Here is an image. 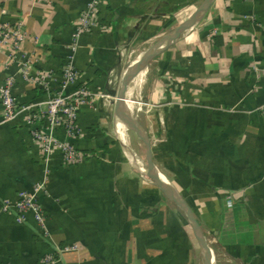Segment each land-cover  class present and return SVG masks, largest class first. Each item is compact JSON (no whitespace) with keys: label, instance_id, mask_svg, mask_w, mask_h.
<instances>
[{"label":"crops","instance_id":"0c3cea01","mask_svg":"<svg viewBox=\"0 0 264 264\" xmlns=\"http://www.w3.org/2000/svg\"><path fill=\"white\" fill-rule=\"evenodd\" d=\"M91 1L0 0L1 21L24 20L22 51L50 73L53 89L69 64L78 79L63 93L85 86L93 94L77 111L81 136L73 143L86 159L76 165L59 153L45 158L24 116L4 120L0 101V264H41L46 254L57 257L54 264H204L185 213L132 166L110 109L131 40L141 39L136 49L150 47L204 0H104L99 26L73 46ZM3 63L2 56L0 84L15 77L20 103L46 98L19 78L17 64ZM125 95L132 114L141 95L157 108L154 141L137 124L152 163L193 212L214 264H264V0H213L194 27L134 74ZM123 131L143 164L128 132L139 137L125 124ZM39 183L43 231L30 213L19 223L1 211Z\"/></svg>","mask_w":264,"mask_h":264},{"label":"built area","instance_id":"2783aa9c","mask_svg":"<svg viewBox=\"0 0 264 264\" xmlns=\"http://www.w3.org/2000/svg\"><path fill=\"white\" fill-rule=\"evenodd\" d=\"M35 3L48 0H31ZM104 0H92L80 13L76 29L72 35L73 46L81 34L99 26L98 11ZM28 39L23 19L13 23L0 20V60L3 56V68L17 64L19 78L30 85L36 86L46 95L42 101L22 104L13 95L15 77L9 76L0 84V101L3 119L8 121L23 115L25 123L31 127V135L41 149L45 158L59 153L66 165H76L85 161L86 156L79 152L73 141L81 136L76 124L79 107L90 103L93 94L85 87H78L71 94L65 95L62 90L76 83L78 74L74 68L66 64L61 73V85L53 89L51 75L36 67V60L22 51V45ZM257 69L255 66L253 67ZM89 157V156H88ZM44 191L42 183L35 185L30 191H21L13 201L1 204L3 213H13L17 222H23L27 214H32L41 230H45V215L38 202V195ZM231 206V200L227 201ZM75 249L65 247L63 251ZM57 257L53 254L43 255L41 264H54Z\"/></svg>","mask_w":264,"mask_h":264},{"label":"water","instance_id":"95a60500","mask_svg":"<svg viewBox=\"0 0 264 264\" xmlns=\"http://www.w3.org/2000/svg\"><path fill=\"white\" fill-rule=\"evenodd\" d=\"M212 2L213 0H204V2L201 4L199 9L190 19L185 21L183 24L178 26L176 29L171 31L169 34H167L161 42H159L154 47H151L149 50H147L139 61L135 62L127 70H125L120 80L119 87L116 93V101L114 105V116L117 120H119V122H121L122 124H125L129 130L134 131L139 137V139L144 143L146 147V158H147L146 176L156 184V186L161 190V192L169 200L171 198L168 195L169 194V188L167 187L168 185L166 186L165 183L160 179V174L159 172H157L156 167L152 163L151 151H150V146H149V141L147 139V136L145 132L135 122L133 114L125 106L123 107V99L125 98V92L134 74H137L142 69L147 68L148 64L155 57L160 55L164 50L170 47L173 44V42H175L182 33L194 27L195 24L200 19V17L208 10ZM167 183L171 185L173 192H175L176 194L174 197L175 204H177L180 207V209L185 213L187 220L189 221V224L192 228V231L197 240L199 248L203 254L204 263L214 264L212 252L202 237L200 226L193 212L187 206L184 200L181 198V196L179 195L177 190L174 188V186L168 181Z\"/></svg>","mask_w":264,"mask_h":264},{"label":"rangeland","instance_id":"374dc122","mask_svg":"<svg viewBox=\"0 0 264 264\" xmlns=\"http://www.w3.org/2000/svg\"><path fill=\"white\" fill-rule=\"evenodd\" d=\"M169 33H167V34H169ZM166 35H164L163 37L161 36V37L157 38L156 40H154L152 42V44L150 45V47H148L147 45H144L143 47H139L138 49H136L135 47L140 44L141 39H136L134 41L131 40V42L129 43V46H131V48H132L131 50H133V52L128 56V58L126 60L127 62L125 61L126 62L125 63V67H126L125 70H127L131 65H133L135 62H137L139 59H141L143 57V55L145 54L146 49L149 50L152 46L154 47L155 44L161 42L165 38ZM135 50H136V52H135ZM143 50L145 52H143ZM140 52H142V55H139ZM137 56H138V59H137ZM133 59H134V61H132ZM118 87L119 86H118V79H117L116 82L114 83V86L112 87V93H110L111 94L110 95V97H111V99H110L111 117H112L113 112H114L113 109H114V104L116 101V93H117ZM134 101L135 102L137 101L138 108H139L138 111L133 112V116L135 117V122L138 123L143 128V130L147 131L149 133L150 139H153V141H154L155 135L157 133V129L155 127L156 126L155 115L158 113L157 108L154 106H146L148 103L145 99V95L137 96V98L134 99ZM112 123H114V118H112ZM112 123H111V126H112ZM149 126H151V127H149ZM128 135L130 136L131 139H134V141H135L134 147L136 148L135 150L137 151V155L142 160L143 164L145 165V147H144V144L140 140H138L132 132H128ZM201 234H202V237H203L205 243L207 244V241L205 239V236H204L202 230H201ZM207 246H208V244H207Z\"/></svg>","mask_w":264,"mask_h":264},{"label":"bare ground","instance_id":"6f19581e","mask_svg":"<svg viewBox=\"0 0 264 264\" xmlns=\"http://www.w3.org/2000/svg\"><path fill=\"white\" fill-rule=\"evenodd\" d=\"M127 100H128V97H126V95H125V98L123 99V107L126 105ZM123 125L124 124L120 123L119 120L115 119V133L117 134V137L120 139V141H121V143H122V145H123V147H124V149L126 151L128 159L131 162L132 166L137 171H139L141 174H145L146 175L147 174V167L144 166V164L141 163V161L133 154V152H131V150L129 148V145H128V141L126 139V135H125V133L123 131ZM157 172H159L160 179L165 183V185L166 186L168 185L167 186L169 188V194L168 195L171 198L170 200L175 204L174 197H175L176 194H175V192H173L171 185H169L167 183V181L169 182V179L167 178V176L165 174L161 173L158 169H157ZM175 205L178 206L177 204H175ZM201 256L203 257V254H201Z\"/></svg>","mask_w":264,"mask_h":264}]
</instances>
